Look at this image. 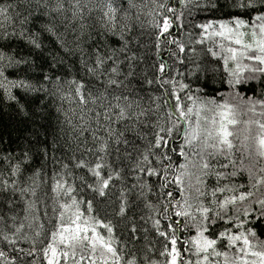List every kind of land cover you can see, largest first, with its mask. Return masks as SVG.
I'll use <instances>...</instances> for the list:
<instances>
[{
  "label": "snow or ice",
  "instance_id": "1",
  "mask_svg": "<svg viewBox=\"0 0 264 264\" xmlns=\"http://www.w3.org/2000/svg\"><path fill=\"white\" fill-rule=\"evenodd\" d=\"M201 2L181 0L189 16ZM160 7L153 27L158 37L170 36L174 27H182L185 13L163 2ZM228 7V23L193 24L228 42L219 45L227 53L222 83L228 96L202 98L199 89L194 94L190 85L180 83L174 102L164 101L167 119L152 123L148 117L155 98L145 106L125 83L138 59L134 48L143 27L138 0H0V90L22 115L29 114L14 90L23 96L41 94V103L50 100L56 114L49 121L37 108L36 127L18 149L4 148L0 139V194H9L0 199V243L13 253L0 248V264L18 259L32 264L38 257L41 264H155L148 253L138 257L125 251L111 221L86 216L93 212L91 200L73 195L77 189L68 178L77 169L93 178L87 188L100 197L109 195L116 187L112 182L123 179L122 160L135 174L133 188L152 192L146 178H159L161 215L170 223L165 230L159 219L153 224L164 238L158 254L168 257L165 264H264V122L242 119L257 106L264 109V99L245 97L246 91L264 96V0H229ZM214 27L219 30L209 33ZM169 43L185 51L183 44ZM21 45L29 49L27 55L18 50ZM33 52L49 68L38 80L28 75L39 67ZM208 52L218 56L211 48ZM251 125L258 126L255 136ZM237 178L243 182L235 183ZM117 199L116 215L124 216L123 189ZM218 222L227 226L218 231ZM185 228L195 229L186 240L177 235ZM131 231L135 240L136 229Z\"/></svg>",
  "mask_w": 264,
  "mask_h": 264
},
{
  "label": "trees",
  "instance_id": "2",
  "mask_svg": "<svg viewBox=\"0 0 264 264\" xmlns=\"http://www.w3.org/2000/svg\"><path fill=\"white\" fill-rule=\"evenodd\" d=\"M164 3L165 7L173 6L181 11H184V16L181 18L182 27L173 28L171 35H165L164 37H158V30L153 27V24L160 17L158 13L163 11L160 4ZM215 5L213 7L212 5ZM229 0H202L200 8H192V15H188V9H185L181 0H143L139 2L138 7L141 10L140 22L143 25L138 32V44L135 46L134 51L138 57L132 64V75L128 77L125 83L129 88L138 93V98L141 103L147 106L151 98H155L153 104V114L148 117L152 123H156L157 120L163 122L167 119L166 109L169 107L164 101L168 100L169 103L174 102V93L179 91V84L190 85L193 93L196 89H199V95L202 98H211L215 96L220 100L221 95L227 97L229 89L222 80L227 79V74L223 71L222 57L227 53L219 47L220 44H224L225 40L221 37H213L209 34H204L200 29L193 26V24H218L228 23L230 19V9L228 7ZM192 6L189 5V8ZM168 15H171L169 13ZM219 29H209V33L218 31ZM134 31H136L134 29ZM203 39V44L197 41ZM169 40H175L179 44H183L185 51L180 52L177 43H169ZM211 48L218 53V56L213 57L208 52ZM194 49V51H192ZM25 55L28 54L29 49L23 45L20 49ZM33 59L39 67L35 72H30L28 75L30 78L38 80L43 73L49 71L48 65L44 59H42L37 53H32ZM164 65V71L160 72V65ZM231 66V65H230ZM122 70L127 74L128 69L121 65ZM215 69V71H211ZM123 79V77H121ZM151 81V83H148ZM172 82V83H169ZM15 94L21 97V102L24 104L25 109L28 112V116L22 115L18 109L16 103L7 100L6 93L0 90V139L3 140V147L6 149H18L24 142L33 129L36 127L34 120L37 118V108L42 109L47 113L49 121H54L56 114L51 105L50 100H44L41 103L42 95L36 94L35 96H23L19 91L14 90ZM183 98L185 93L180 92ZM252 97L253 99H264V96H260L259 93H253L251 91L245 92V97ZM156 105H159L157 108ZM264 112L260 106H257L254 114L242 117L247 120L250 117L255 120L264 122V116L260 115ZM201 115H207V112H202ZM195 119V118H193ZM183 127V126H181ZM143 131H147L144 129ZM257 125H251V134L255 136L258 132ZM129 139H132L131 134H127ZM175 136V133H174ZM151 139V136L148 137ZM177 142L179 138L177 137ZM136 145L140 148L144 147V144L139 140L135 141ZM248 143L255 145L253 141L249 139ZM123 151V146L121 148ZM133 155L136 152L133 150ZM176 159V157H173ZM111 162V160H110ZM113 167H116L113 164ZM119 167L122 168L121 176L122 181L114 180L112 183L116 185L113 189L110 187L109 195L100 197L96 193L92 192L86 187V183H92L93 178L85 170H74L73 177L68 178L70 183H73L77 189L73 195L77 200H83L85 202L91 200L93 212L85 215L97 216L105 221H111L113 225L114 238L120 245L126 246L125 251L131 250L136 252L139 257L143 253H148L155 264H165L168 259L167 256H160L158 253L164 251V238L160 237L157 233V229L153 224V220H160V229L165 230L169 220L165 219L161 213L163 212V205L160 203L159 193L156 192V187L159 183L158 177L146 178L147 183L152 186V192L147 190H141L140 188H133L132 185L137 183L134 179V173L129 169V164L120 162ZM83 177V180L80 179ZM142 179H144L142 177ZM239 178L235 183H241ZM51 181H49V184ZM121 189L124 190V197L127 202V211L124 216H117L116 210L119 204L117 199L120 196ZM243 190V189H241ZM44 191H48L45 186ZM226 195L228 193H225ZM9 194H0V199H8ZM17 199L19 198L17 194ZM153 205L152 208L146 207V204ZM246 203V202H245ZM17 207H21L17 205ZM81 210L85 209V204H81ZM51 214V213H50ZM171 219H180L172 217ZM55 223V221H53ZM227 225L218 222L216 230H223ZM46 227L48 225L46 224ZM136 229V239L132 240L133 233L132 228ZM6 230V229H5ZM100 232H104V229H98ZM259 234L261 229H256ZM195 234V229L185 228L182 232H178L177 235L183 239H189ZM260 239L264 240V236H260ZM19 247L28 248L26 243L19 244ZM177 247H182L180 241L177 242ZM0 248L8 252L9 255H13L10 246L0 243ZM231 255V253H230ZM26 260L28 258H25ZM248 259L256 260V257L249 256ZM17 264H20L19 259ZM32 264H41L39 257L32 261Z\"/></svg>",
  "mask_w": 264,
  "mask_h": 264
},
{
  "label": "rangeland",
  "instance_id": "3",
  "mask_svg": "<svg viewBox=\"0 0 264 264\" xmlns=\"http://www.w3.org/2000/svg\"><path fill=\"white\" fill-rule=\"evenodd\" d=\"M225 44H227V45H228V42H227V41H225ZM207 115H209V116H210L211 114H210V113H207ZM252 146H253V145H252Z\"/></svg>",
  "mask_w": 264,
  "mask_h": 264
}]
</instances>
